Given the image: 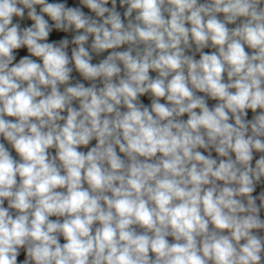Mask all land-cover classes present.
Listing matches in <instances>:
<instances>
[{
  "label": "clouds",
  "instance_id": "clouds-1",
  "mask_svg": "<svg viewBox=\"0 0 264 264\" xmlns=\"http://www.w3.org/2000/svg\"><path fill=\"white\" fill-rule=\"evenodd\" d=\"M261 183L264 0H0V264H264Z\"/></svg>",
  "mask_w": 264,
  "mask_h": 264
},
{
  "label": "rangeland",
  "instance_id": "rangeland-1",
  "mask_svg": "<svg viewBox=\"0 0 264 264\" xmlns=\"http://www.w3.org/2000/svg\"><path fill=\"white\" fill-rule=\"evenodd\" d=\"M50 2H62V0H50ZM52 38H53V39L58 38L57 34L54 33ZM205 51H210V50L206 49ZM104 55H106V54H104ZM100 58H103V57H100ZM100 58H95V57H94V61H93V62H94V63H95V62H98V59H100ZM197 58H198V57H197ZM73 75L76 76V77L78 78V74L74 73ZM85 83H87V82H85ZM250 115H251V114H250ZM92 144L94 145V144H95V141H93ZM90 146H92V145H90ZM82 150H85V151H86L87 149H82ZM13 154H14V153H13ZM258 155H259V154H257L256 158H258ZM53 219H55V217H53ZM261 235H264V232H262ZM169 239L171 240V238H169ZM61 242H63V240H61Z\"/></svg>",
  "mask_w": 264,
  "mask_h": 264
},
{
  "label": "water",
  "instance_id": "water-1",
  "mask_svg": "<svg viewBox=\"0 0 264 264\" xmlns=\"http://www.w3.org/2000/svg\"><path fill=\"white\" fill-rule=\"evenodd\" d=\"M262 191H264V183L258 184L256 191L253 193L254 196H258ZM259 203V201H257ZM261 218L264 219V210L261 211Z\"/></svg>",
  "mask_w": 264,
  "mask_h": 264
}]
</instances>
